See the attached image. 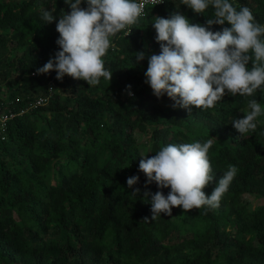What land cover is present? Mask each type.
Masks as SVG:
<instances>
[{"label":"trees","instance_id":"1","mask_svg":"<svg viewBox=\"0 0 264 264\" xmlns=\"http://www.w3.org/2000/svg\"><path fill=\"white\" fill-rule=\"evenodd\" d=\"M229 2L238 11L248 7L264 25V0ZM41 7L56 8L57 20L45 24ZM61 10L70 12L64 0H0V100L19 98L20 111L54 87L47 106L10 120L0 139V264H264V202L252 207L245 200L264 198V115L243 136L232 125L248 100L264 108V92L225 95L214 108L188 112L166 94L157 99L145 82L148 57L160 51L154 17L179 12L206 26L214 9L197 15L182 0L150 8L129 36L112 39L103 59L113 77L97 86L68 76L58 81L55 71L36 74L60 51ZM223 27L230 25L211 30ZM140 52L145 58L137 62ZM137 131L147 137L148 155ZM210 138L214 181L206 195L229 166L238 169L219 207L173 208L172 217L151 220L144 193L167 196L170 189L145 187L140 159L170 143ZM132 176H139V196L126 183Z\"/></svg>","mask_w":264,"mask_h":264},{"label":"clouds","instance_id":"2","mask_svg":"<svg viewBox=\"0 0 264 264\" xmlns=\"http://www.w3.org/2000/svg\"><path fill=\"white\" fill-rule=\"evenodd\" d=\"M64 2L70 12L61 10L56 23L60 51L36 74L55 71L58 81L68 76L88 86L99 85L101 78L111 81L113 73L105 68L103 57L117 34H131L132 26L144 14V0ZM85 3L87 7H81ZM182 3L197 15H203L211 6L214 18L207 19L206 26H202L191 23L179 12L170 18L154 17L152 27L160 51L148 57L145 72V82L153 95L159 99L166 94L175 102L174 107L191 112L193 108H214L225 95L253 97L257 90L264 92V25L255 21L251 10L241 7L238 11L229 0H182ZM40 12L45 24L57 20L53 15L56 8L49 11L41 7ZM225 24L230 27L211 30L213 25ZM144 58L143 52L136 53L137 62ZM242 111L243 118L232 122L241 136L256 130L257 118L264 115V108L256 99H250L247 110ZM214 140L170 143L154 155L140 159L139 171L146 177L145 187L155 182L158 189H170L167 196L163 191L144 193L145 198L151 196V220L162 214L172 217L173 208L189 212L219 207L238 169L229 166L211 195H206L204 189L214 181L209 158ZM138 182L139 176L127 178L132 195L140 194L135 187Z\"/></svg>","mask_w":264,"mask_h":264},{"label":"built area","instance_id":"3","mask_svg":"<svg viewBox=\"0 0 264 264\" xmlns=\"http://www.w3.org/2000/svg\"><path fill=\"white\" fill-rule=\"evenodd\" d=\"M140 2V0H138ZM165 0H144V14L140 17L143 18L147 16L148 10L152 7L163 5ZM35 74H33L34 76ZM3 84L0 81V90L2 89ZM54 87L50 86L49 93L47 95L36 98L35 100L28 103L26 107H23L20 111L17 110V103L20 102L18 98L16 102L14 100L8 99V97L3 96L0 100V139L5 140L8 126L10 120L16 118L17 116L24 115L36 108L45 107L49 104L53 96ZM5 99V100H3Z\"/></svg>","mask_w":264,"mask_h":264},{"label":"rangeland","instance_id":"4","mask_svg":"<svg viewBox=\"0 0 264 264\" xmlns=\"http://www.w3.org/2000/svg\"><path fill=\"white\" fill-rule=\"evenodd\" d=\"M136 136L138 138V141L140 142L141 147L144 148L143 149L144 154L145 155H148V150L146 149V147L144 145L145 142H146L147 137L144 136L143 134L139 133L138 131L136 132ZM245 200L252 207H256V206H258V205H260V204H262L264 202V198H262V197H256L254 195H249V194L245 195Z\"/></svg>","mask_w":264,"mask_h":264}]
</instances>
